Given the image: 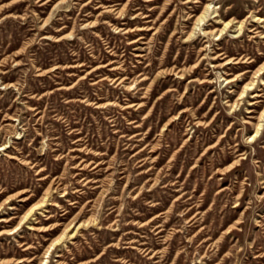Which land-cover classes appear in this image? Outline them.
Instances as JSON below:
<instances>
[{"label": "rangeland", "instance_id": "374dc122", "mask_svg": "<svg viewBox=\"0 0 264 264\" xmlns=\"http://www.w3.org/2000/svg\"><path fill=\"white\" fill-rule=\"evenodd\" d=\"M263 65L264 0H0V264H264Z\"/></svg>", "mask_w": 264, "mask_h": 264}, {"label": "bare ground", "instance_id": "6f19581e", "mask_svg": "<svg viewBox=\"0 0 264 264\" xmlns=\"http://www.w3.org/2000/svg\"><path fill=\"white\" fill-rule=\"evenodd\" d=\"M216 14V11L213 10V8H211V3H208L206 4V6L204 7L203 11L201 12V14L199 16L196 17L195 21H194V24H193V28H192V31L190 33L191 36H193L197 30L199 31H202L203 32V36L204 37H209V36H215L217 38H221L223 33L229 28V27H232L233 26V20H230V21H227L225 22V24L223 25L222 28H215V29H212V30H206L205 28L204 29H201L203 26H205L209 21H211V19L213 18H216L217 15ZM123 16V15H122ZM243 24L244 22L241 21V22H238V31H242L243 29ZM215 25V24H214ZM220 27V26H219ZM217 57H215L213 60H216ZM230 64H237V62H230V61H226L225 63H223L222 67H225V66H228ZM219 67V66H218ZM263 70H264V65L262 67H260L259 69H257L254 73H253V79L248 83L246 84L243 88H242V91L240 92L239 94V99L243 98L245 96V94L249 91V90H252L256 81L255 79L257 77H259L261 74H263ZM182 76V75H181ZM233 81H235V79H227L225 78L223 80V82H227V84H230L232 83ZM222 82V83H223ZM253 98H256L257 100L253 101V102H250V105L251 106H255L257 104H259L261 102V100H259V98H262V95L259 94V93H254L252 95ZM238 106V103H234L232 105L233 108L237 107ZM253 111H249V113H252ZM263 122H264V109L262 110V112L260 113L259 117H258V122L255 124V129H254V133L249 137L250 138V141H255L257 138L260 137V134H261V131L263 130ZM249 140V139H248ZM3 149H0L2 151L6 150L8 148L7 145H4L2 146ZM23 192L21 191L19 193L20 197L22 196ZM51 196V195H50ZM22 202H26L28 199H20ZM47 202V195L44 196V198L38 203V204H35L33 205L32 207H30L25 213L24 215H22V217L19 219L17 225L11 229V230H7V231H2L0 232V236H3V235H7V236H10V235H13L15 233H17L19 230L22 229V226L27 224V222L29 221V219L34 215L35 211L39 210L40 208L44 207L45 204ZM11 210L14 209V207H10ZM8 222L5 221V220H1V222ZM10 224V223H9ZM81 224V223H80ZM77 226V225H76ZM81 225H78L76 228V230H78L80 228ZM71 225L68 226L67 228H65V230L62 232V234L55 240L52 241V243L49 245L48 249L45 251L44 253V256L43 258L41 259L40 263L39 264H47L48 261H49V257H50V254L52 252V250H54L61 242L64 241V239L68 236V232L71 230ZM75 228V227H73ZM33 229V228H32ZM75 230V232H76ZM75 232H72L70 234L71 237H73L75 235ZM229 234V233H228ZM27 250V248L25 249ZM10 255V254H9ZM25 255V254H24ZM17 256V255H16ZM9 260V259H8ZM22 262H24L23 260H20L18 262H16V264H22Z\"/></svg>", "mask_w": 264, "mask_h": 264}]
</instances>
